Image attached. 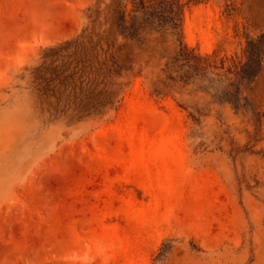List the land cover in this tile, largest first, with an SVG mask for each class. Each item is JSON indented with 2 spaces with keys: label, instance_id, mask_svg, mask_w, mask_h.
I'll return each mask as SVG.
<instances>
[{
  "label": "rangeland",
  "instance_id": "1",
  "mask_svg": "<svg viewBox=\"0 0 264 264\" xmlns=\"http://www.w3.org/2000/svg\"><path fill=\"white\" fill-rule=\"evenodd\" d=\"M126 1L0 0V264H264V61L237 109L224 69L171 71L170 32L118 35ZM261 34L264 0L185 7L217 65Z\"/></svg>",
  "mask_w": 264,
  "mask_h": 264
},
{
  "label": "trees",
  "instance_id": "2",
  "mask_svg": "<svg viewBox=\"0 0 264 264\" xmlns=\"http://www.w3.org/2000/svg\"><path fill=\"white\" fill-rule=\"evenodd\" d=\"M130 1L132 3L131 10H128V1H126L119 6L117 15L114 16L113 24L118 35H122L125 38H136L141 36L142 32L147 29L170 32V34L177 37L180 41L179 49L173 61L174 64L176 63L177 69H172L171 71L179 73L182 79H190L194 74L207 71L210 67L224 69L223 76L230 81L229 86L233 87L230 92L231 103L237 109L243 107L245 97L243 96L242 85L245 81L257 76L263 67L264 34L247 40V45L244 49L245 62L237 56H233L228 58V64H226V59H221L220 65H217L211 55L203 56L196 54L194 50H190L181 41V27L186 5L190 2L198 3L202 0H187V2L183 0ZM72 46L76 49L72 52V55H74L79 48L78 40L66 41L64 44L49 49V52L52 53L47 54V59H50L49 65H54L50 68L52 72L57 74L62 73L61 69L65 64L66 58L62 53L68 51ZM52 55L56 58H49L53 57ZM174 64H172V67ZM49 65H43L41 68L47 70L49 69ZM39 70L41 69L35 71V75L37 79H42L43 77L40 76ZM76 73L77 71H73L72 74L75 75ZM217 74L219 75L220 73ZM113 95L114 93L109 90L90 91L86 97L89 99L87 105L82 106L79 111L90 113L108 104H112Z\"/></svg>",
  "mask_w": 264,
  "mask_h": 264
}]
</instances>
